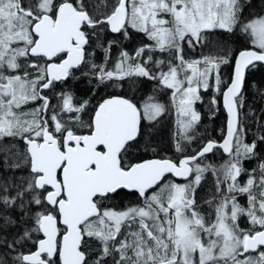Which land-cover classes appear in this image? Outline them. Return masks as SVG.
<instances>
[{
	"label": "snow or ice",
	"instance_id": "snow-or-ice-1",
	"mask_svg": "<svg viewBox=\"0 0 264 264\" xmlns=\"http://www.w3.org/2000/svg\"><path fill=\"white\" fill-rule=\"evenodd\" d=\"M251 6V0H0V141L19 138L26 145L16 162L3 160L26 174L0 176V264H264V162L258 177L239 181L242 159L264 150V122L252 113L261 134L245 143L248 129L239 113L246 70L264 64V16L247 23L242 18ZM128 26L155 41L151 51H168L179 63L170 62L157 76L147 66L152 56L129 64L123 52L108 70L112 41L104 48L105 63L91 64L97 87H122L107 82L133 76L157 80L172 90L184 118L178 121L182 138L191 143L188 133L200 120L194 107L200 89L208 91L214 79L228 114L222 143L208 140L184 155L185 146L177 142L181 158L131 163L126 157L134 150L156 151L142 120L155 122L163 105L145 104L141 113L132 100L111 96L90 108V99L71 93H61L52 105L44 90L88 64L91 37L99 39L105 30L127 37ZM216 30H239L259 49L239 52L226 90L220 76L221 66L232 62L226 51L195 61L184 56L185 45L204 46ZM145 51L141 47L135 55ZM217 148L231 159L220 169L201 162ZM0 151L8 150L0 145ZM209 171L217 177L216 195L203 214L195 191ZM121 190L142 204L106 206ZM242 217L250 228H241Z\"/></svg>",
	"mask_w": 264,
	"mask_h": 264
},
{
	"label": "trees",
	"instance_id": "trees-1",
	"mask_svg": "<svg viewBox=\"0 0 264 264\" xmlns=\"http://www.w3.org/2000/svg\"><path fill=\"white\" fill-rule=\"evenodd\" d=\"M251 4L252 6L246 7L242 14V18L245 22L257 19L259 16H264V0H251ZM127 32V37L121 34L112 35L109 30L99 32V39H97V36H92L90 45L87 46L89 48L88 64L82 65L80 68L73 71L74 74L70 76L64 84L61 85L58 83L54 90L49 89L44 93L49 96L54 106L57 105L61 93H71L77 99H90V108L96 103L111 96H121L130 99L138 105L140 109L145 104L158 100L163 101L165 102V112L163 115L157 118L155 122L142 121V123H145V129L148 133L146 138L150 139L152 145L156 148L155 152L151 149L148 150L149 158H159L161 156L170 159L181 158V154L175 151L174 145L177 142L185 146L186 151L184 155L193 154L194 149H198L204 142L210 139V126H217L226 121L221 106V95L218 94L213 87L208 91L201 90L203 101L197 103L200 113L199 125L192 134L194 137L193 140L191 143H188L187 141L181 140L182 137L179 131L175 129V111L171 106L172 90L164 88L157 80H148L147 78L133 76L126 78L122 82H107L108 84L119 83L123 85L122 87H107L105 85L97 87V81L92 74L93 70L91 69V64L103 65L105 63L104 48L108 47L110 42L114 41V43H111V58L107 62L108 70H111V68L121 60V54L123 52L133 54L132 60L127 61V63H137L138 57L135 53L141 47H145L146 49L151 43L150 39H148L145 34L137 32L135 29L127 28ZM210 36V42H206L208 44L206 48L211 50L210 55L224 54L226 51L230 61H232L228 65H222L220 69V76L223 81L221 89L225 90L227 83L230 82L232 78L234 60L237 54L246 49H254L252 47V39L249 35L239 30L234 33L216 30L214 33L210 34ZM242 96L243 106L239 109L241 113L240 120L241 126L248 129L244 135V142L247 143L249 138L261 133L260 123L254 121L252 113H255L256 117L260 119V122H264V66L256 65L255 68H250V70H248ZM213 98L216 99V104L211 103ZM38 103L39 102H37V104ZM85 116L87 115L85 114ZM145 125L143 126L145 127ZM172 130L174 131L172 132ZM9 139L13 138H4L2 144L8 151H0V176L11 178L13 175L20 176L25 173L24 171H17L16 169H8L3 165L5 156L9 161L15 162V158L8 144L11 143ZM258 154L259 158L264 160V150L259 151ZM209 179L210 178L207 177L204 183H202L200 190L196 193L198 196L195 197L197 209L203 214H207V210H205V205L203 206V204L208 198L205 187ZM140 204H142V200L139 199L136 194L127 192L120 193L114 199L108 201V205H111L110 207L117 210ZM91 243L93 244V248H90L89 252L94 255L95 242ZM30 247L34 249V246L30 245ZM24 251H28V249H24Z\"/></svg>",
	"mask_w": 264,
	"mask_h": 264
},
{
	"label": "flooded vegetation",
	"instance_id": "flooded-vegetation-1",
	"mask_svg": "<svg viewBox=\"0 0 264 264\" xmlns=\"http://www.w3.org/2000/svg\"><path fill=\"white\" fill-rule=\"evenodd\" d=\"M77 69H75V70H77ZM75 70H72V71H75ZM48 90L49 89H46V90H44V92H46ZM242 94H243V92H242ZM29 106L33 107L34 105H29ZM221 106H222V95H221ZM222 110L224 112V116H225V119H226L225 123H220L217 126H214V125L210 126V132H209L210 136H211L209 140L215 141L217 143H222L223 139L226 136L227 116H226V113H225V110H224L223 106H222ZM239 113H240V110H239ZM80 115H81V118L83 120H85V121H87L89 119L88 115L85 116V114H83V113H81ZM240 115H241V113H240ZM65 116H67V114H65ZM240 122H241V120H240ZM142 125H145V123H142ZM145 128H146V125H145ZM83 131L86 132L87 130L85 129ZM259 135H254L253 137L249 138L247 143L248 142L251 143ZM145 139H147V138H145ZM243 139H244V137H243ZM9 140H10L11 143H8V144H9V147L11 148V152L13 153V157L15 158V162H16L17 159H18V154L24 151V149L26 148V145H24V143L22 141H20L19 138L9 139ZM244 141H245V139H244ZM2 144H3V142L0 141V145H2ZM126 159L129 162H131V163H136V162H141L142 159H151V158H149V151H145L144 148L141 147L138 151H136V150L132 151L129 154V156L126 157ZM230 159H231V157L229 155H226L223 152V150H221L220 148H217V149H214V151L211 154H209L205 158H203L201 162L204 163V164H209L215 169H220ZM262 162H264V160H261L259 158V154L258 153L252 159H242V167L244 169V172H242L241 176L239 177L240 183L241 184L246 183L249 175L255 174L258 177L259 176V164L262 163ZM16 170L17 171H22V172L24 171V173L26 174V171H25V169L23 167L21 169H16ZM205 175L208 178H210L208 184L205 187V189H206L205 192H206V195L208 196V198L206 199V201H207V200L212 199L216 195V181H217V177L215 175H213L211 173V171L206 172ZM169 178L171 180L177 182V183L179 182V181L175 180L172 176H169ZM221 179H222V177H221ZM199 190H200V188H199ZM123 192H126V191H120V193H123ZM127 193H129V192H127ZM212 193H213V195H212ZM238 200H239V203L242 206H245V207L247 206V197L246 196L241 195V196L238 197ZM206 201L204 203H206ZM206 205H205V210H207L206 213L208 214L211 211V209L209 208V205L207 203H206ZM106 206H108V207L111 206V205H108V201L106 202ZM203 206H204V204H203ZM202 207H200V208H202ZM240 226H241V228H245V229L251 227V225L248 223L246 217H242L241 218Z\"/></svg>",
	"mask_w": 264,
	"mask_h": 264
},
{
	"label": "rangeland",
	"instance_id": "rangeland-1",
	"mask_svg": "<svg viewBox=\"0 0 264 264\" xmlns=\"http://www.w3.org/2000/svg\"><path fill=\"white\" fill-rule=\"evenodd\" d=\"M254 20V19H253ZM245 23H247V22H245ZM127 28H131L130 26H128ZM131 29H133V28H131ZM223 31V30H222ZM150 44L147 46V48H146V51H145V55L143 56V57H138L137 59H138V61L137 62H142L143 60H146L147 59V57L148 56H152V61H150L149 63H148V67L151 69V71L154 73V74H156L157 76H159V74H160V72L161 71H163V72H167L168 71V67H169V63L170 62H172V63H175V64H178L179 62L178 61H175V60H173V58H172V56L170 55V53L168 52V51H165V52H160V51H151L150 50V48L151 47H154L155 46V41H153V40H150ZM208 44L206 43L204 46H196V47H194V48H190V47H188L187 45H185L184 46V56H185V59L187 60V61H195V60H202L204 57H206V56H210V53H211V50H209V49H207L206 48V46H207ZM203 47V48H202ZM252 47L254 48V49H256L257 51H259V49H257V48H255L254 47V44H253V42H252ZM201 48V49H200ZM128 53V55H129V57H131V59L129 60V61H131L132 60V55L133 54H131V53H129V52H127ZM202 55V56H201ZM160 60H162V61H164V63L163 64H161L159 67H157L156 66V64L154 63L155 61H160ZM118 63V62H117ZM115 66V65H114ZM114 66L111 68V70H113L114 69ZM200 67L202 68L203 67V65L201 64L200 65ZM215 75V73H213V76ZM181 76H183V72L181 73ZM211 83H212V85H213V89L215 90V81H214V79L211 81ZM162 86V85H161ZM171 90V89H170ZM201 90H203V88H201L200 89V96H201ZM201 98H202V96H201ZM203 100L201 99L200 101H197L196 102V104H195V109H196V111L199 113V111H198V107H197V103L198 102H202ZM152 103H159V104H161V105H163L164 106V108H165V102H163V101H156V102H152ZM149 104V103H148ZM171 106H172V108L174 109V111H175V115H174V117H175V121H176V123H175V126H176V130H178L179 131V133H180V136L182 137V135H181V133H182V129H181V126H180V124L178 123V121L179 120H182V119H184L183 117H180L179 115H178V113H177V109H176V106L173 104V102L171 101ZM28 108H31L29 105L27 106ZM143 108H144V106L141 108V111H142V113H143ZM199 115H200V113H199ZM159 118V117H158ZM146 121H148V120H146ZM150 122V121H149ZM199 125V122H197V124L195 125V127L188 133V135H190V136H192V134H193V132L195 131V129L197 128V126ZM174 128V127H173ZM174 130H172V132H173ZM181 140H183V141H185L186 142V140H184L183 138H181ZM4 140H2V142H3ZM206 178H207V176L206 175H204V177H203V179H202V181H201V183H200V185L197 187V189H196V192H195V197H197L198 195H196V193H197V191L199 190V188H200V186L202 185V183H204V181L206 180ZM187 183V182H186ZM212 195H213V193H212ZM204 205H206V203H204ZM207 206V205H206ZM199 211V210H198Z\"/></svg>",
	"mask_w": 264,
	"mask_h": 264
},
{
	"label": "water",
	"instance_id": "water-1",
	"mask_svg": "<svg viewBox=\"0 0 264 264\" xmlns=\"http://www.w3.org/2000/svg\"><path fill=\"white\" fill-rule=\"evenodd\" d=\"M111 33V32H110ZM112 35H117V34H119V33H111ZM246 50H253V51H257L256 49H246ZM244 51V50H243ZM238 55H239V53L237 54V56H236V58L238 57ZM256 65H262V66H264V64H262V63H260V62H257V64ZM250 68H251V66H250ZM77 69V68H76ZM73 70H75V69H73ZM247 72H248V70H246V72H245V82H246V76H247ZM233 74H234V68H233ZM233 76V75H232ZM244 87H245V83H244V86H243V88H242V92L244 91ZM226 90V89H225ZM222 106H223V108H224V102H223V96H222ZM224 110H225V113H226V116H227V119H228V114H227V110L224 108ZM226 133H227V123H226ZM226 137V136H225ZM221 150H223V149H221ZM224 152V151H223ZM225 153V152H224ZM209 154H211V153H209ZM209 154H206V156L207 155H209ZM226 155H228L227 153H225ZM169 176H171V175H169ZM175 180H177V181H181V182H186V181H183V180H180L179 178H176V177H173ZM121 191H126V192H129V193H132V192H130V191H128V190H121ZM60 227L61 228H63L64 226L63 225H60Z\"/></svg>",
	"mask_w": 264,
	"mask_h": 264
},
{
	"label": "bare ground",
	"instance_id": "bare-ground-1",
	"mask_svg": "<svg viewBox=\"0 0 264 264\" xmlns=\"http://www.w3.org/2000/svg\"><path fill=\"white\" fill-rule=\"evenodd\" d=\"M118 53V52H117ZM202 56V55H201ZM118 58V57H117ZM138 106V105H137ZM171 125V124H170Z\"/></svg>",
	"mask_w": 264,
	"mask_h": 264
}]
</instances>
